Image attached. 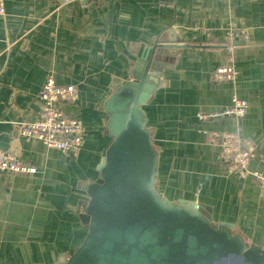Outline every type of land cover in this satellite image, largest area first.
<instances>
[{"label": "crops", "instance_id": "0c3cea01", "mask_svg": "<svg viewBox=\"0 0 264 264\" xmlns=\"http://www.w3.org/2000/svg\"><path fill=\"white\" fill-rule=\"evenodd\" d=\"M4 2L0 150L37 171L0 172V264H54L84 240V185L100 177L98 166L112 140L104 100L147 45L174 36L168 52L175 60L144 106L159 154L158 190L170 200L206 204L216 222L232 224L249 245L264 248L258 181L230 174L218 158L220 139L212 136L240 125L264 153V0ZM230 32L243 33L229 40ZM231 62L236 79L214 81L213 71ZM50 74L79 91L76 101L59 103L84 123L77 156L19 133L21 122L38 118L39 91ZM233 94L249 101L244 118H199L229 105Z\"/></svg>", "mask_w": 264, "mask_h": 264}, {"label": "water", "instance_id": "95a60500", "mask_svg": "<svg viewBox=\"0 0 264 264\" xmlns=\"http://www.w3.org/2000/svg\"><path fill=\"white\" fill-rule=\"evenodd\" d=\"M175 43L176 36L147 45L111 85L102 110L112 140L100 177L84 185L89 200L80 218L88 231L54 264H215L230 254L244 264H264V248L249 245L232 224L216 222L209 206L170 200L158 190L159 154L144 106L175 60L168 52Z\"/></svg>", "mask_w": 264, "mask_h": 264}, {"label": "built area", "instance_id": "2783aa9c", "mask_svg": "<svg viewBox=\"0 0 264 264\" xmlns=\"http://www.w3.org/2000/svg\"><path fill=\"white\" fill-rule=\"evenodd\" d=\"M5 14V2L0 0V16ZM230 32L229 40L233 34ZM238 75L236 65L231 62L219 65L213 71L214 81H234ZM79 97V91L74 84H58L52 74L48 75L39 91L41 110L38 118L19 124V133L25 137L40 140L49 148H55L77 156L85 142V126L82 120L64 113L59 106L61 102H74ZM249 109V101L233 94L229 105L209 113H200L199 118L235 117L244 118ZM213 137L220 139L219 160L230 174L245 179L253 176L258 181L259 193L264 198V153L255 142L246 137L239 125L235 131L214 132ZM256 161L258 168L251 167ZM37 171L36 166L27 164L14 154L0 150V172L31 174Z\"/></svg>", "mask_w": 264, "mask_h": 264}, {"label": "rangeland", "instance_id": "374dc122", "mask_svg": "<svg viewBox=\"0 0 264 264\" xmlns=\"http://www.w3.org/2000/svg\"><path fill=\"white\" fill-rule=\"evenodd\" d=\"M215 264H244V263L241 262L236 255L230 254L223 256L222 258L217 260Z\"/></svg>", "mask_w": 264, "mask_h": 264}]
</instances>
